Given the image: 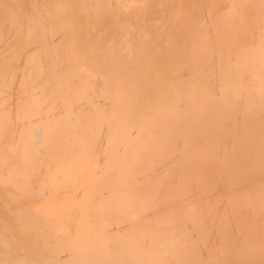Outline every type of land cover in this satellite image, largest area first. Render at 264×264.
<instances>
[{
	"label": "bare ground",
	"instance_id": "bare-ground-1",
	"mask_svg": "<svg viewBox=\"0 0 264 264\" xmlns=\"http://www.w3.org/2000/svg\"><path fill=\"white\" fill-rule=\"evenodd\" d=\"M0 264H264V0H0Z\"/></svg>",
	"mask_w": 264,
	"mask_h": 264
}]
</instances>
